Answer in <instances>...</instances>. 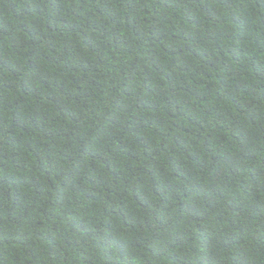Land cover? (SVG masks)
I'll return each instance as SVG.
<instances>
[{"label": "trees", "instance_id": "obj_1", "mask_svg": "<svg viewBox=\"0 0 264 264\" xmlns=\"http://www.w3.org/2000/svg\"><path fill=\"white\" fill-rule=\"evenodd\" d=\"M0 264H264V0H0Z\"/></svg>", "mask_w": 264, "mask_h": 264}]
</instances>
